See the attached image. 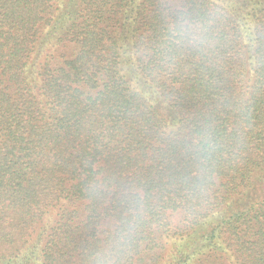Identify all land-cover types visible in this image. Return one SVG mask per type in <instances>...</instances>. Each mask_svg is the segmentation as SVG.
<instances>
[{
  "label": "trees",
  "instance_id": "trees-1",
  "mask_svg": "<svg viewBox=\"0 0 264 264\" xmlns=\"http://www.w3.org/2000/svg\"><path fill=\"white\" fill-rule=\"evenodd\" d=\"M0 264H264V0H0Z\"/></svg>",
  "mask_w": 264,
  "mask_h": 264
}]
</instances>
